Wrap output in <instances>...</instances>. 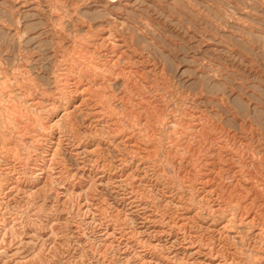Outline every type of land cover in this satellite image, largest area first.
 Returning <instances> with one entry per match:
<instances>
[{"label": "rangeland", "instance_id": "rangeland-1", "mask_svg": "<svg viewBox=\"0 0 264 264\" xmlns=\"http://www.w3.org/2000/svg\"><path fill=\"white\" fill-rule=\"evenodd\" d=\"M0 101V264H264V0H0Z\"/></svg>", "mask_w": 264, "mask_h": 264}, {"label": "bare ground", "instance_id": "bare-ground-1", "mask_svg": "<svg viewBox=\"0 0 264 264\" xmlns=\"http://www.w3.org/2000/svg\"><path fill=\"white\" fill-rule=\"evenodd\" d=\"M21 2V1H20ZM49 4V3H48ZM54 4V3H53ZM58 6V5H57ZM62 8V7H61ZM55 13V12H54ZM56 15V14H55ZM64 17V16H63ZM74 18H75V16H74ZM70 20V19H69ZM79 21V20H78ZM55 24V23H54ZM49 25V24H48ZM72 25V24H71ZM81 27V26H80ZM75 29V28H74ZM54 31V30H53ZM21 34V33H20ZM51 34V33H50ZM57 34V33H56ZM60 39V38H59ZM63 40V39H62ZM21 41V40H20ZM57 43V42H56ZM58 45V44H57ZM71 45V44H70ZM125 46V45H124ZM71 47V46H70ZM131 47V46H130ZM57 48V47H56ZM118 48V47H117ZM61 49V48H60ZM21 50V49H20ZM27 52V51H26ZM28 52L30 53V51L28 50ZM65 53V52H64ZM34 54V53H33ZM32 54V55H33ZM7 55V54H6ZM12 55V54H11ZM38 56V55H37ZM34 57V56H33ZM7 58V57H6ZM35 58V57H34ZM35 60H36V58H35ZM33 61V60H32ZM11 62V61H10ZM17 62V61H16ZM53 62V61H52ZM26 63V62H25ZM31 64V63H30ZM19 65V64H18ZM29 65V64H28ZM130 65V64H129ZM130 67V66H129ZM131 68V67H130ZM8 70V69H7ZM33 70V69H32ZM78 70V69H77ZM10 71V70H9ZM77 73V72H76ZM70 74V73H69ZM36 75V74H35ZM37 77V76H36ZM20 78V77H19ZM72 79V78H71ZM70 79V80H71ZM89 80V79H88ZM13 81V80H12ZM25 81V80H24ZM36 82V81H35ZM44 82H45V80H44ZM49 82H53V81H49ZM48 82V83H49ZM87 83H90L89 81H87ZM103 83V82H102ZM40 84V83H39ZM41 85V84H40ZM78 85V84H77ZM19 86V85H18ZM42 86V85H41ZM46 87V86H45ZM47 87H49V86H47ZM52 87V86H51ZM16 88V87H15ZM32 89V88H31ZM47 89V88H46ZM49 89H51V88H49ZM23 91V90H22ZM8 92V91H7ZM48 92V91H47ZM198 92V91H197ZM40 93V92H39ZM8 96V95H7ZM76 96V95H75ZM80 97V96H79ZM33 98V97H32ZM40 99V98H39ZM29 100V99H28ZM61 100V99H60ZM80 100V99H79ZM47 101V100H46ZM71 101V100H70ZM125 101V100H124ZM1 102V101H0ZM26 102V101H25ZM52 102V101H51ZM65 102V101H64ZM55 103V102H54ZM51 104V103H50ZM73 104V103H72ZM117 104V103H116ZM52 106V105H51ZM116 106V105H115ZM33 108V107H32ZM37 111V110H36ZM153 111V110H152ZM48 112V111H47ZM67 112V111H66ZM6 113V112H5ZM171 113V112H170ZM197 113V112H196ZM46 114H48V113H46ZM68 114V113H67ZM11 116V115H10ZM28 116V115H27ZM47 116V115H46ZM95 117V116H94ZM162 117V116H161ZM70 118V117H69ZM79 118V117H78ZM14 119V118H13ZM31 120V119H30ZM81 120V119H80ZM91 120V119H90ZM62 121V120H61ZM71 122V121H70ZM163 125V124H162ZM3 126V125H2ZM8 126V125H7ZM64 126H66V125H64ZM39 127V126H38ZM164 127V126H163ZM13 128H14V126H13ZM37 130V129H36ZM65 130V129H64ZM161 130V129H160ZM53 131V130H52ZM115 131V130H114ZM69 132V131H68ZM105 133V132H104ZM9 134V133H8ZM16 135V134H15ZM71 135V134H70ZM57 136V135H56ZM107 136V135H106ZM125 136H126V134H125ZM69 137V136H68ZM97 137V136H96ZM70 138V137H69ZM87 138V137H86ZM92 138V137H91ZM187 138V137H186ZM66 139V138H65ZM94 139V138H93ZM144 139V138H143ZM155 139V138H154ZM67 140V139H66ZM91 140V139H90ZM109 140V139H108ZM135 142V141H134ZM70 143V142H69ZM115 143V142H114ZM117 143V142H116ZM71 146V145H70ZM75 146V145H74ZM34 147V146H33ZM159 147V146H158ZM112 149V148H111ZM29 150V149H28ZM180 151V150H179ZM7 152V151H6ZM82 152V151H81ZM129 153V152H128ZM91 154V153H90ZM124 155V154H123ZM133 155H134V153H133ZM122 157V156H121ZM8 159V158H7ZM123 159H124V157H123ZM214 159V158H213ZM15 162V161H14ZM123 162V161H122ZM20 163V162H19ZM143 163V162H142ZM192 163V162H191ZM218 164V163H217ZM85 165V164H84ZM225 165V164H224ZM12 166V165H11ZM15 166V165H14ZM37 166V165H36ZM46 166H47V164H46ZM16 167V166H15ZM21 167V166H20ZM129 168V167H128ZM17 169V168H16ZM15 169V170H16ZM4 170V169H3ZM93 171V170H92ZM95 171V170H94ZM143 172V171H142ZM204 172V171H203ZM0 173H2V172H0ZM239 175V174H238ZM36 176V175H35ZM102 176V175H101ZM209 176V175H208ZM121 177V176H120ZM230 179V178H229ZM144 181V180H143ZM251 182V181H250ZM161 184V183H160ZM249 184V183H248ZM215 191H216V189H215ZM217 192V191H216ZM210 195V194H209ZM193 196V195H192ZM194 201V200H193ZM171 202V201H170ZM192 202V201H191ZM203 202V201H202ZM177 206V205H176ZM180 206V205H179ZM241 209V208H240ZM240 212V211H239ZM200 213V212H199ZM215 216H217V215H215ZM220 216V215H219ZM222 217V216H221ZM238 217V216H237ZM241 226V225H240ZM256 227V226H255ZM238 228V227H237ZM237 228H236V230H237ZM222 230H223V228H222ZM234 232V231H233ZM264 238V237H263ZM187 249V248H186ZM190 250V249H189ZM209 256V255H208ZM222 261V260H221ZM241 263V262H240Z\"/></svg>", "mask_w": 264, "mask_h": 264}]
</instances>
